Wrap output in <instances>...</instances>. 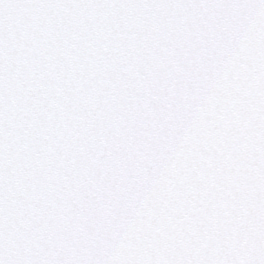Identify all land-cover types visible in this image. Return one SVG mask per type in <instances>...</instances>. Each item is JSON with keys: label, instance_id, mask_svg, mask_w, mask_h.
<instances>
[{"label": "snow or ice", "instance_id": "6c2138e0", "mask_svg": "<svg viewBox=\"0 0 264 264\" xmlns=\"http://www.w3.org/2000/svg\"><path fill=\"white\" fill-rule=\"evenodd\" d=\"M0 264H264V0H0Z\"/></svg>", "mask_w": 264, "mask_h": 264}]
</instances>
